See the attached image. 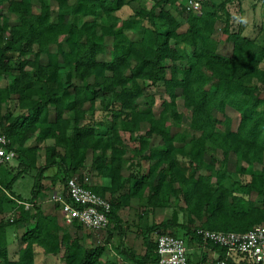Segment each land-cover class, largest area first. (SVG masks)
I'll return each instance as SVG.
<instances>
[{
	"label": "trees",
	"instance_id": "1",
	"mask_svg": "<svg viewBox=\"0 0 264 264\" xmlns=\"http://www.w3.org/2000/svg\"><path fill=\"white\" fill-rule=\"evenodd\" d=\"M37 1L39 10L34 12L32 0H0V133L9 139L20 166L3 182L5 164L0 184L16 195L13 182L37 168L35 190H52L57 177L43 171L54 162L64 171V189L66 179L81 175L77 170L95 171L105 184L89 188L109 200L110 210L108 225L88 229L93 232L119 222V208L129 207L130 199L144 193L147 205L164 208L160 202L165 187L173 201L168 204L171 215L140 227L144 258L127 253L135 264H157L153 235L169 233L186 246L187 239L222 258L226 248L203 240L197 229L242 233L264 225V44L241 28L232 29L227 3L233 0H205L200 14L186 11L179 0H153L149 10L141 8L121 21L114 12L130 0H50L56 10L47 0ZM220 21L222 38L232 44L228 56L217 51L214 32ZM182 25L186 28L179 30ZM131 29L140 36L129 37L126 30ZM171 39L189 49L192 62L175 64L183 57ZM160 84L168 98L162 99L156 115L155 95L147 89ZM177 99L190 110L188 118L176 110ZM97 102L104 113L110 112L108 125L94 119ZM227 107L237 113L234 129ZM177 126L182 131L173 130ZM46 140L53 146L41 147ZM213 147L225 160L220 167L205 159L207 153L212 158ZM41 148L47 154L39 166ZM178 152L186 159L178 158ZM230 154L248 164L235 167L250 175L244 183L226 184L229 173L223 163ZM254 163L260 169H252ZM2 203L0 198V210ZM16 208L14 219L0 220V264H34L35 247L59 255L62 264H101L106 247H86L78 233L81 224H71L60 235L56 213L35 206L32 212ZM12 226L23 229L13 253L8 248ZM172 229L182 230L186 239ZM233 253L245 264H256ZM203 260L208 259L201 256L196 264Z\"/></svg>",
	"mask_w": 264,
	"mask_h": 264
},
{
	"label": "rangeland",
	"instance_id": "2",
	"mask_svg": "<svg viewBox=\"0 0 264 264\" xmlns=\"http://www.w3.org/2000/svg\"><path fill=\"white\" fill-rule=\"evenodd\" d=\"M49 3H51L52 6L51 9L56 10L57 6L51 2L50 0H47ZM215 3H219L220 1L223 0H213ZM239 0H233L232 2L227 3V9L230 14V20L232 24V29L235 30L237 28H242L241 25H248L247 28H245V34L244 35H249L250 37H254L257 42H260L261 44H264V0H240V7H238L237 3ZM70 2H72L70 0ZM33 4V11L37 12L39 10V3L37 0H32ZM153 4V0H130L126 5H124L120 10L115 11L114 14L116 18L121 21L123 19L129 18V17H134L136 14L139 13L140 9L142 10H149L151 8V5ZM166 8L173 13L174 11V6H168L166 5ZM239 8V9H238ZM242 15V18L239 16ZM10 17H13L10 15ZM245 24H243V23ZM223 21L219 22V24L216 25L214 36L215 40L217 41V51L223 55H230L231 49H232V44L230 42L225 41L222 38V24ZM146 24V23H145ZM186 28L185 25H182L179 30H184ZM259 32L256 36L255 33ZM261 31V33H260ZM126 33L129 37L131 38H138L140 34L138 33L137 30H126ZM170 44L175 48L178 53L183 57V59H179L175 61V64L177 66H183L188 64L189 62H192V57L189 55V49L184 46L181 43H178L177 41L171 39ZM261 67L264 68V59L261 62ZM1 83H4V80H1ZM261 92L260 96L264 98V85H260ZM149 92H152L155 95V105L152 107L154 114L158 115V113L161 110V101L162 99H167L168 96L165 94L164 89L162 85H158L156 87H150L147 89ZM95 113H94V119L96 121L102 120L105 125H108L109 120L111 119L110 112L104 113L101 110V106L99 102L95 104ZM176 110L178 112H182L184 115V118H188L190 115V110L186 109L183 104L181 99H177L176 101ZM15 114H18L19 111L16 110L14 112ZM225 114L230 117L231 119V128H235L236 122H237V113L236 111L231 108L227 107L225 109ZM221 119L222 116L220 114L217 115ZM188 123L186 122L183 124V126L187 125ZM184 126V127H185ZM219 126V125H218ZM178 128H173V130H180L182 131L183 127L182 126H177ZM98 133H101L103 128L98 126L97 128ZM197 133V132H196ZM28 142L27 144H29ZM46 143V144H44ZM46 145L48 146H53V141L52 140H46L45 142L42 143L41 147H45ZM212 147V145L210 144ZM211 150L212 153V158L209 153L205 155V159L208 162H213L216 167H220L221 163L224 162L223 160V155L220 150L216 148H212ZM56 150L62 151L61 148L56 147ZM46 151L41 148L40 151L37 154V159L39 161V166L44 165L45 163V156H46ZM177 157L180 159H186L182 155L177 154ZM227 163L225 164V168L227 169L229 176L228 179L226 180L227 185H231L233 181H239L241 183H244L250 178V175L248 172H240L237 171L235 167L236 163L240 164L241 167H247V163L245 161L239 160L238 158L236 159L233 154H230L228 157ZM89 162V161H88ZM88 162L85 164V168H87ZM52 164V163H51ZM89 166V165H88ZM10 167V168H8ZM261 164L254 163L252 165V169H260ZM6 172L2 174L1 177L2 181H7L11 176H13L16 171L19 170L20 166L17 165L16 159L11 161L8 165L6 164L5 168L2 170L6 169ZM88 169V168H87ZM37 168H30L29 172L27 174H24L18 178V180L13 182V191L15 193L20 194L22 197H24L23 201H28L32 203V205H29L28 208H25L23 205V202L20 204H17L14 202V199H20L21 196H16L12 195L9 190H7L2 184H0V198L2 199V209L0 210V220H9V219H14L15 216H17L18 213V208H15L16 205L23 206V209L27 212H32L33 211V206L35 207H41L42 210L47 209L48 206L53 205L54 203L51 200L52 196V191H44L42 190L37 196L33 198V200H30V195H31V186L35 182H33V178H35ZM43 173L48 174L47 177H51L53 174L56 175V177H59L58 184H56L57 190H60L63 184L62 179L64 178V171L61 168L59 164H54L50 167H48ZM76 173L79 174H74L76 175V178L79 179V181L87 183L86 181L83 180L84 176L90 177V181L92 183V178L93 176L96 175L95 171L89 172V170L82 171L77 170ZM126 173V172H125ZM3 181V182H4ZM49 182L48 179L45 180ZM131 181V180H130ZM33 182V183H32ZM44 182V180H42ZM105 184V181L104 183ZM44 186V185H43ZM94 186V185H93ZM36 187V186H35ZM44 189V187L42 188ZM235 190L239 191L238 186H235ZM146 194L144 193L143 196H136L135 198L130 199L129 202V207H120L119 210L117 211V215L119 216V222H114L110 226L107 227V229L103 231H98V232H93L90 231L82 226L79 227L78 233L82 235L83 239L82 242L86 247L92 246L93 244H102L106 247L105 250V256L104 259H102L101 264H108L111 261H116L121 264L123 261H127L129 263H134L132 258H128L130 253L131 257L135 259H140L144 258L145 255V247L143 245L142 237L140 234V227H147L150 226L154 223H158L160 221H163L167 218L170 217L171 211H172V206L168 205L169 202L173 203L172 198L169 196L168 192L165 190V187L162 191L161 195V202L162 205H164V208L158 209L154 208L153 206H149L146 203ZM113 197H116L114 195ZM255 197L252 196V199ZM175 202V201H174ZM173 205V204H172ZM15 208V209H14ZM17 209V210H16ZM57 214V220L56 223L59 226L60 229V235L62 232H65L70 229V225H66L63 223L61 219V213L59 210V205L55 206ZM23 211V210H22ZM45 212V211H44ZM184 218L181 217L180 221H183ZM74 230V229H73ZM14 231V232H12ZM22 229L9 227L8 228V248L10 249V252L13 253V250L17 247V242L16 238L14 235L15 233H22ZM168 231V230H167ZM169 232V231H168ZM172 233H176L177 235H180L184 237V233L182 230H176L172 229L170 230ZM152 238V237H151ZM185 238V237H184ZM14 239V240H13ZM153 239H156V236L153 235ZM186 239V238H185ZM187 259H189V264H196L197 261L200 259L202 256L200 251L196 249V245L193 243H190L187 241ZM35 257H34V264H62V259L59 255H47L44 254L43 251L36 247L35 248ZM11 256H15L14 254H11ZM110 264V263H109ZM135 264V263H134ZM148 264H153L151 261H148Z\"/></svg>",
	"mask_w": 264,
	"mask_h": 264
},
{
	"label": "built area",
	"instance_id": "3",
	"mask_svg": "<svg viewBox=\"0 0 264 264\" xmlns=\"http://www.w3.org/2000/svg\"><path fill=\"white\" fill-rule=\"evenodd\" d=\"M185 10L200 14L205 0H179ZM16 151L10 147L9 139L0 133V170L13 161ZM51 200L59 203L61 219L71 225L75 222L86 229L105 228L109 223L110 202L88 186L69 177L62 192H54ZM197 233L203 240L211 241L226 248L225 257H215L200 261L198 264H227V257L233 252L244 254L256 264L264 263V225H256L246 232L216 231L199 228ZM157 264H188L187 246L184 240L169 233L159 234L156 238Z\"/></svg>",
	"mask_w": 264,
	"mask_h": 264
},
{
	"label": "crops",
	"instance_id": "4",
	"mask_svg": "<svg viewBox=\"0 0 264 264\" xmlns=\"http://www.w3.org/2000/svg\"><path fill=\"white\" fill-rule=\"evenodd\" d=\"M258 1V0H257ZM240 0L238 1V3H237V5H238V7H240ZM239 9V8H238ZM240 9H241V7H240ZM241 18H242V15H239ZM243 23V22H242ZM243 24H245V23H243ZM242 26V28H241V30H242V33L243 34H245V28H247L248 27V25H247V27H246V25H241ZM259 32L257 31L256 33H255V35L254 36H256L257 34H258ZM260 33H261V31H260ZM247 36H249V35H247ZM252 38H254V37H252ZM27 174V173H26ZM46 175V176H48V174H46V173H43V175ZM53 176V175H52ZM18 179H16L15 180V182L17 181ZM44 180V179H43ZM83 180L84 181H86L87 183H84V182H82L84 185H88V187H89V185H104L103 183H104V181H106L105 179H103L102 177H100V176H98V175H95V176H93V178H92V183H91V181H90V177H87V176H84V178H83ZM58 181H59V177L57 178V180L55 181V184H54V187H52V190H49V191H52V194L54 193V192H58V193H60V192H62L63 193V191H64V186H63V184H62V187H61V189L60 190H57V188H56V184H58ZM33 182H34V178H33ZM32 182V183H33ZM43 183V185H44V182H42ZM12 188H13V186H12ZM35 185H34V183L32 184V186H31V195H30V197H32V195H35V196H37L38 194H39V191H37V190H35ZM16 195H19V196H21L20 194H18V193H15ZM22 197V196H21ZM23 199H24V197H22ZM14 199V202L15 203H17V204H20V203H22L23 202V205L25 206V208H28L29 207V205H32V203H30V202H28V201H23V200H19V199H15V198H13ZM52 202L54 203L53 205H50V206H48V208L47 209H44V211L45 212H52V213H57L58 214V212H56V209H55V206H58L59 205V203H57V202H55V201H53L52 200ZM57 204V205H56ZM18 205H16V207H17ZM15 207V208H16ZM14 208V209H15ZM59 210H60V213H61V208H60V205H59ZM57 214H56V216H57ZM18 229H20V228H18ZM22 229V228H21ZM23 230V229H22ZM20 235H21V233H16V235H14V237L16 238V242H17V244H18V242H19V237H20ZM14 240V239H13ZM16 244V245H17ZM194 245H196L195 247H196V249L198 250V252L200 251V253H201V255L202 256H205V257H207V259H211V258H215V257H217V252L215 251V250H212V249H210V248H208V247H205V246H203V245H201V246H199V245H197V244H194ZM36 248V247H35ZM39 248V247H38ZM36 251V250H35ZM232 254V255H231ZM230 255H231V259H232V261H231V264H245L246 262H245V260H243V258L240 256V255H238V254H236V253H231Z\"/></svg>",
	"mask_w": 264,
	"mask_h": 264
}]
</instances>
